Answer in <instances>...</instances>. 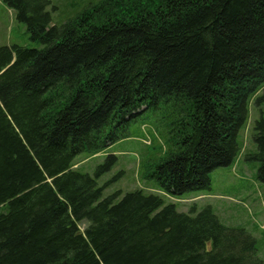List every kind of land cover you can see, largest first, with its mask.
Listing matches in <instances>:
<instances>
[{
    "label": "trees",
    "instance_id": "16d2710c",
    "mask_svg": "<svg viewBox=\"0 0 264 264\" xmlns=\"http://www.w3.org/2000/svg\"><path fill=\"white\" fill-rule=\"evenodd\" d=\"M1 1L40 46L0 44V264H260L210 206L101 198L115 155L95 176L73 160L145 113L167 144L147 176L172 196L210 189L264 87V0H101L60 25L48 0ZM251 131L264 182V116Z\"/></svg>",
    "mask_w": 264,
    "mask_h": 264
},
{
    "label": "rangeland",
    "instance_id": "374dc122",
    "mask_svg": "<svg viewBox=\"0 0 264 264\" xmlns=\"http://www.w3.org/2000/svg\"><path fill=\"white\" fill-rule=\"evenodd\" d=\"M46 9L50 13L51 25H60L92 8L101 0H48ZM0 44H20L28 47L40 46L29 39L24 22L15 17L12 9L0 0ZM249 118L239 133L240 151L233 164L214 168L210 173V189L187 191L172 196L160 189L153 178L147 176L149 165L157 161L167 148L164 138L145 118V113L130 119L119 131L124 137L111 143L95 154L78 153L73 167L95 176L99 165L107 156L116 159L108 169L96 177L97 186L102 187L101 198L113 195L118 200L125 192L142 189L162 197L164 204L172 202L177 211L196 213L210 206L218 220L232 228H242L256 241L257 257L264 264V182L257 179L258 161L249 158L256 152L252 137V122L264 116V87L249 102ZM145 141L150 140L149 143ZM6 208L1 207L0 213ZM86 222H79L82 230Z\"/></svg>",
    "mask_w": 264,
    "mask_h": 264
},
{
    "label": "built area",
    "instance_id": "2783aa9c",
    "mask_svg": "<svg viewBox=\"0 0 264 264\" xmlns=\"http://www.w3.org/2000/svg\"><path fill=\"white\" fill-rule=\"evenodd\" d=\"M144 142H145V143H149V142H150V140H148V141H145V140H144Z\"/></svg>",
    "mask_w": 264,
    "mask_h": 264
}]
</instances>
